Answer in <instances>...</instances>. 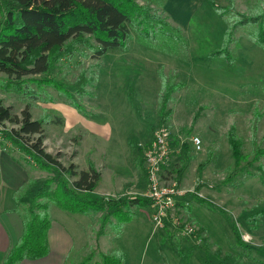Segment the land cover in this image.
Here are the masks:
<instances>
[{
	"label": "rangeland",
	"instance_id": "1",
	"mask_svg": "<svg viewBox=\"0 0 264 264\" xmlns=\"http://www.w3.org/2000/svg\"><path fill=\"white\" fill-rule=\"evenodd\" d=\"M137 1L181 28L189 41L185 58L133 40L126 51L117 49L95 57L84 49L85 56L77 52L72 59L58 62L49 72L58 81L73 84L83 72L94 79L87 86L88 95L69 87L83 112L73 100L48 85L43 75L23 78L37 92L36 101L0 87V100L13 114L21 116L29 103L33 119L52 121L40 135L27 138L31 142L42 138L45 150L66 168L61 173L70 182L75 178L67 171L71 166L80 172L92 164L101 173L92 196L106 201L143 196L149 181L142 159L162 126L171 132L173 149L163 173L166 184L177 181L175 168L184 163L187 152L191 156L182 182L177 184L181 195L161 225L153 219V204L132 206L136 214L132 221L115 230L107 223L104 234L98 237L107 211L74 214L52 204L51 215L66 223L76 241L65 262L79 264L92 252L94 261L101 259L102 252H125L124 264H264V222L260 224L262 219L256 216L264 208V44L252 39L255 27H235L236 16L221 14L209 0ZM213 1L228 8L233 5L248 15L259 14L264 8V0ZM233 28L235 40L230 47L235 60L229 63L222 57H209L210 51L223 46L226 31ZM162 74L171 84L185 83L173 93L168 105L173 113L164 125L159 117ZM8 80L0 71V85L6 87ZM23 86L25 83L20 89ZM58 119L60 123L55 122ZM232 126L241 141L238 167L228 139ZM1 128L10 133L19 125L6 121ZM7 133L0 131V151L34 171L30 183L16 197L22 200L17 204L23 213L38 189L57 175L50 166L40 168L33 156L8 139ZM196 135L203 140L199 151L191 141ZM15 172L18 179L29 176L28 172L23 177L20 171ZM197 195L206 201L201 202ZM110 219L117 223L114 217ZM86 220L90 236L85 231ZM236 229L242 242L236 237Z\"/></svg>",
	"mask_w": 264,
	"mask_h": 264
},
{
	"label": "trees",
	"instance_id": "2",
	"mask_svg": "<svg viewBox=\"0 0 264 264\" xmlns=\"http://www.w3.org/2000/svg\"><path fill=\"white\" fill-rule=\"evenodd\" d=\"M209 1L221 14H234L237 19L235 27H255L251 34L252 39L256 43L264 44V8L259 14L248 15L239 12L233 5L228 8L213 0ZM0 13V71L9 79L6 87L4 83L0 87L36 101L39 99L37 92L23 78L27 75H43L48 85L60 90L67 99L73 100L72 104L82 112L85 109L74 100L69 87L75 88L80 95H88L90 92L87 91V86L92 85L94 79L83 72L73 84L67 85L63 80L58 81L49 74L58 62L72 59L77 52L85 56L87 52L84 49L91 50L95 57L117 49L126 51L133 40L185 58L183 55L189 45L180 27L172 25L166 16L154 12L150 6L142 5L137 0H0ZM234 28L226 31L223 46L210 51L209 57H222L229 63L235 60L230 47L235 40ZM162 77L164 93L159 117L160 124L164 125L173 113V109L168 108L169 103L173 101L172 95L184 88L185 83L180 81L171 84L164 74ZM24 83L25 86L20 89ZM11 84L19 85V88L11 87ZM197 118L198 114L194 117V122ZM6 121L18 124L19 129L10 133L4 132L1 127ZM55 122L60 123L61 120ZM49 123L52 121L33 119L29 103L22 110L21 116H18L0 100V131L4 135L7 133L13 144L33 156L34 162L39 163L40 168L50 166L52 172L57 175L48 179L33 195L31 203L22 209L23 233L18 243L4 257L3 264H20L25 259L36 260L49 254L48 235L52 223V204L71 213L91 214L107 211L98 234L100 237L104 234L107 223L115 230V227L119 228L132 221L136 215L131 210L132 206L153 203L151 199L139 195L111 198L107 201L104 197L92 196L101 181V173L92 164L80 172L71 166L67 171L75 178L70 182L61 173V169L66 168H61V162L45 150L42 138H36L33 142L27 138L35 134L40 135L44 126ZM228 139L233 148L235 166L238 167L241 159V141L237 138L235 126L230 128ZM186 147L189 148L188 145ZM190 160L191 156L187 152L183 158L184 163L175 168L174 171L178 174L177 184L182 182L183 173ZM144 163L145 158L142 159V165L146 173ZM197 198L201 202L206 201L201 196L197 195ZM20 201L17 198L15 200L18 211L20 204L17 203ZM258 214H264V210ZM111 217H114L117 223H113ZM235 234L238 241L242 242L238 229ZM93 254L94 252L88 254L79 264H124L127 258L125 252L102 253L101 259L94 261Z\"/></svg>",
	"mask_w": 264,
	"mask_h": 264
},
{
	"label": "crops",
	"instance_id": "3",
	"mask_svg": "<svg viewBox=\"0 0 264 264\" xmlns=\"http://www.w3.org/2000/svg\"><path fill=\"white\" fill-rule=\"evenodd\" d=\"M21 163L22 161L20 159L13 158L10 153L0 151V264H3L4 257L18 243L24 229V218H22V213L16 210L15 200L19 191L23 190L22 187L30 183L31 173H34V171L30 172ZM15 171H20L22 177L28 172L29 178L26 176L24 179L21 178L22 180L18 179ZM262 210L264 208L258 210L256 213V216L262 219V221L260 220V224L264 222V214H258ZM50 216L52 223L48 235L50 245L49 254L44 258L36 260L25 259L20 264H66L65 260L68 259L69 253L76 243L74 234L71 233V230L68 229L69 227L61 219L51 215V212ZM87 221L85 231L90 236L88 234ZM252 263L259 264L255 262H250L249 264Z\"/></svg>",
	"mask_w": 264,
	"mask_h": 264
},
{
	"label": "built area",
	"instance_id": "4",
	"mask_svg": "<svg viewBox=\"0 0 264 264\" xmlns=\"http://www.w3.org/2000/svg\"><path fill=\"white\" fill-rule=\"evenodd\" d=\"M191 141L197 151L202 150L203 140L200 136H193ZM171 143L170 130L166 126H162L156 130L153 141L145 155V168L149 187L143 196L153 201L152 204L156 208L153 219L158 225L163 224L162 222L167 218L169 210L175 207L177 199L181 195V191L177 187V181L172 184L164 182L163 173L173 152ZM249 238L247 236L246 239Z\"/></svg>",
	"mask_w": 264,
	"mask_h": 264
}]
</instances>
